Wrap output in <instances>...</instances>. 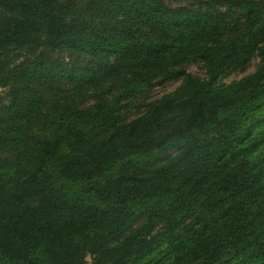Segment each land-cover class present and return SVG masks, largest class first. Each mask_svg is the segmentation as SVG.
Returning a JSON list of instances; mask_svg holds the SVG:
<instances>
[{
	"label": "trees",
	"instance_id": "trees-1",
	"mask_svg": "<svg viewBox=\"0 0 264 264\" xmlns=\"http://www.w3.org/2000/svg\"><path fill=\"white\" fill-rule=\"evenodd\" d=\"M175 1L0 0V264H264V0Z\"/></svg>",
	"mask_w": 264,
	"mask_h": 264
},
{
	"label": "rangeland",
	"instance_id": "rangeland-1",
	"mask_svg": "<svg viewBox=\"0 0 264 264\" xmlns=\"http://www.w3.org/2000/svg\"><path fill=\"white\" fill-rule=\"evenodd\" d=\"M172 4H178L175 0H167ZM187 3V1H184ZM6 14V12L0 10V20H2L1 15ZM68 55L66 54L65 57ZM260 62L259 57H254L252 61L246 65L241 70L235 71L229 77H227L226 81L228 83L241 79L242 77L246 76L249 73H252L256 70L258 64ZM188 72H191L194 75L204 77L206 76V69L203 67L201 62H193L187 66ZM181 80H167L156 85L149 87L147 90L141 92L139 95L134 97L131 102L129 103L127 109L130 116V119L142 118L140 123H143L144 120L148 119L152 114H154L155 109L154 105L157 102L159 105L162 103L165 97H174L175 91L180 86ZM6 88L0 87V101L6 96ZM155 103V104H154ZM154 104V105H153ZM153 105V106H152ZM165 114L162 116L167 122H163L165 127H168L170 130H174L178 125H181L186 110L181 108L180 105H172L171 109L164 110ZM181 119V120H180ZM164 127V128H165ZM160 129H163L161 127ZM88 264H93V259L91 256L87 257Z\"/></svg>",
	"mask_w": 264,
	"mask_h": 264
}]
</instances>
